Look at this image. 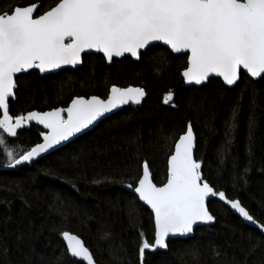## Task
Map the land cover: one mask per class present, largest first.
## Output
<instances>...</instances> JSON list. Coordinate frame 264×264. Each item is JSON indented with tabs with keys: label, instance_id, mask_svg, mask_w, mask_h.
Returning a JSON list of instances; mask_svg holds the SVG:
<instances>
[{
	"label": "trees",
	"instance_id": "obj_1",
	"mask_svg": "<svg viewBox=\"0 0 264 264\" xmlns=\"http://www.w3.org/2000/svg\"><path fill=\"white\" fill-rule=\"evenodd\" d=\"M10 2H39V15L56 0H2L0 8ZM186 60L156 44L139 61L126 56L108 64L87 54L76 69L18 76L13 116L66 107L75 96L105 98L113 85H141L148 95L39 160L12 168L0 151V264H71L63 231L81 236L97 264H141L140 233L154 241V218L132 202L126 185L135 186L145 161L154 182L164 184L174 143L189 124L205 179L264 225V78L242 72L234 87L219 78L186 86ZM169 92L173 100L164 104ZM40 131L31 125L9 138L16 158L41 141ZM209 209L213 225L170 239L165 250H146L143 264H264V233L217 198Z\"/></svg>",
	"mask_w": 264,
	"mask_h": 264
},
{
	"label": "snow or ice",
	"instance_id": "obj_2",
	"mask_svg": "<svg viewBox=\"0 0 264 264\" xmlns=\"http://www.w3.org/2000/svg\"><path fill=\"white\" fill-rule=\"evenodd\" d=\"M37 11L35 3L10 2L0 8V151L12 168L41 157L106 113L130 102L140 104L146 95L141 87L113 85L106 99L76 97L66 108L13 116L9 101L15 98L18 74L76 66L90 50L102 54L108 63L126 56L139 60L162 42L171 53L187 54L182 76L188 84L200 85L215 75L234 86L242 72L264 78V0H56L43 14ZM172 100L169 92L163 102ZM32 122L46 130L38 133L43 142L16 158L17 146L10 145L9 138H18V131ZM194 147L189 124L167 160L166 183H153L145 161L135 186L126 185L134 193L132 202H142L154 218V241L140 233L141 264L146 250L167 249L170 236H185L198 224L214 223L216 217L209 209L212 198L264 232V225L239 200L228 199L205 179ZM62 237L71 264H95L77 235L63 231ZM56 264H64L63 259Z\"/></svg>",
	"mask_w": 264,
	"mask_h": 264
},
{
	"label": "water",
	"instance_id": "obj_3",
	"mask_svg": "<svg viewBox=\"0 0 264 264\" xmlns=\"http://www.w3.org/2000/svg\"><path fill=\"white\" fill-rule=\"evenodd\" d=\"M2 0H0V2H1ZM35 4H37L38 5V9H39V7H40V3L38 2V3H35ZM37 13H38V11H37ZM43 14V13H42ZM156 44H161V45H163L162 44V42H157ZM163 46H165V45H163ZM165 47H167V46H165ZM87 54H99V53H95L93 50H90V51H88V52H86V53H84V54H82V63L81 64H79V65H76V66H71V65H68V66H63L61 69H57V70H54V71H52V72H46V73H40L42 76H44V75H47V74H50V73H57V72H59V71H61V70H63V69H67V68H70V69H76V68H78V67H81L82 65H83V62H84V56L85 55H87ZM175 54V53H174ZM181 54H184V53H181ZM102 55V54H101ZM175 55H179V54H175ZM124 58V57H123ZM114 59H122V58H114ZM113 59V60H114ZM135 61H139V60H136L135 58H133ZM113 62V61H112ZM108 63V62H107ZM108 64H111V63H108ZM33 70H36V69H33ZM185 70V69H184ZM184 70H182V72H181V76H182V73H183V71ZM31 71V70H30ZM37 71H39V70H37ZM19 75H21V74H18V76ZM182 78H183V76H182ZM211 78H219V79H221L222 80V78H220V77H216L215 75H213V76H211L210 78H209V80L211 79ZM241 79V78H240ZM252 79H255V80H257V79H260V78H252ZM209 80L208 81H205L204 83H202V84H200V85H196V84H188V83H186L185 82V84H186V86H196V87H200V86H202V85H204V84H207L208 82H209ZM223 81V80H222ZM240 81V80H239ZM238 81V82H239ZM237 82V83H238ZM237 85V84H236ZM236 85H234V86H236ZM115 86H117V85H115ZM234 86H229V87H234ZM18 87V86H17ZM117 87H119V86H117ZM127 87H141V88H143L144 90H145V93H146V95H145V97L142 99V101H141V103H143L144 102V100L147 98V95H148V93H147V91H146V89L143 87V86H141V85H130V86H126V87H120V88H127ZM111 89V88H110ZM17 90V89H16ZM16 90H15V93H16ZM91 96H98V95H91ZM91 96H88V97H86V96H75L74 98H76V97H84V98H90ZM98 97H100L101 99H106V98H103V97H101V96H98ZM15 98H16V95H15ZM14 98V99H15ZM12 100V98H10V101ZM10 101H9V109H10ZM70 103H71V101H70ZM70 103L68 104V106L70 105ZM140 103V104H141ZM133 103H128V104H126V105H122L121 107H119V108H117V109H114L112 112H110V113H106L103 117H100L97 121H95L92 125H90L88 128H86V129H84L83 131H81L80 133H76L75 135H73L72 137H70L67 141H62L61 142V144L60 145H57V146H55L53 149H50L48 152H46V153H44V154H42L41 155V157H37V158H35L33 161H35V160H39V159H41V158H43V157H45V156H47L48 154H50V153H53L54 151H56V150H58L59 148H61V147H63L64 145H67L69 142H71V141H73L74 139H76L77 137H79V136H81V135H83V134H85L86 132H88V131H90V130H92L95 126H97L102 120H104L105 118H107V117H109V116H111V115H113V114H115V113H117L118 111H120V110H122L124 107H126V106H128V105H132ZM68 106H66V107H68ZM66 107H57V108H66ZM53 109H55V108H53ZM53 109H49V110H45V111H51V110H53ZM31 111H38V112H45V111H39V110H31ZM29 112V111H28ZM11 114V113H10ZM27 113H25L24 115H26ZM12 115V114H11ZM31 125H36L35 124V122H32L31 123ZM36 126H39V127H41L42 129H43V126L42 125H36ZM27 128V127H26ZM192 130H193V133H194V144H195V147H194V157L196 158V156H195V152H196V147H197V136H196V133H195V131H194V129H193V127H192ZM20 131V130H19ZM18 131V132H19ZM43 131H46V130H44L43 129ZM184 134V133H183ZM43 142V139H42V137H41V141L39 142V143H42ZM174 151V150H173ZM150 170V169H149ZM150 173H151V171H150ZM151 178H152V180H153V176H152V173H151ZM153 183H155L154 182V180H153ZM166 183V182H165ZM156 184V183H155ZM163 185V184H162ZM162 185H158L157 184V186H162ZM131 190V189H130ZM132 191V190H131ZM213 199V198H212ZM235 200H237V199H235ZM240 202V201H239ZM241 203V202H240ZM241 205H242V203H241ZM146 206V205H145ZM243 206V205H242ZM244 207V206H243ZM150 209V208H149ZM246 209V208H245ZM247 210V209H246ZM150 211H151V209H150ZM233 212H234V210H232ZM212 213V212H211ZM235 213V212H234ZM250 213V212H249ZM237 216H239L237 213H235ZM242 219V218H241ZM255 219V218H254ZM243 220V219H242ZM256 220V219H255ZM216 221V220H215ZM259 224H261L258 220H256ZM243 222L244 223H246L247 225H250V226H252V227H255V228H257L258 230H260L258 227H256L255 225H253V224H250V223H248V222H246V221H244L243 220ZM215 223V222H214ZM214 223H211V224H198L197 226H195V229H194V232L193 233H191V234H188V235H185V236H180V235H176V236H170L169 238H167V243H168V241L170 240V239H175V238H182V239H186V238H190V237H192V236H194V234H195V231L199 228V227H204V226H211V225H213ZM262 225V224H261ZM261 231V230H260ZM70 234H74V235H77V234H75V233H72V232H70V231H68ZM262 232V231H261ZM262 233H264V232H262ZM83 242H84V244H85V246L86 247H88L87 245H86V243H85V241L83 240V238L81 237V236H79V235H77ZM65 244H66V242H65ZM89 248V247H88ZM90 250V249H89ZM158 250H165V249H158ZM91 251V250H90ZM92 253V252H91ZM93 255V254H92ZM94 257V256H93ZM94 260H95V258H94ZM84 263H86V262H84ZM95 264H97V262H96V260H95Z\"/></svg>",
	"mask_w": 264,
	"mask_h": 264
},
{
	"label": "bare ground",
	"instance_id": "obj_4",
	"mask_svg": "<svg viewBox=\"0 0 264 264\" xmlns=\"http://www.w3.org/2000/svg\"><path fill=\"white\" fill-rule=\"evenodd\" d=\"M94 129V128H93ZM70 143V142H69Z\"/></svg>",
	"mask_w": 264,
	"mask_h": 264
},
{
	"label": "flooded vegetation",
	"instance_id": "obj_5",
	"mask_svg": "<svg viewBox=\"0 0 264 264\" xmlns=\"http://www.w3.org/2000/svg\"><path fill=\"white\" fill-rule=\"evenodd\" d=\"M105 98H107V97H105Z\"/></svg>",
	"mask_w": 264,
	"mask_h": 264
}]
</instances>
